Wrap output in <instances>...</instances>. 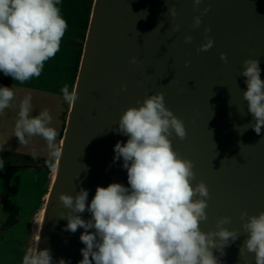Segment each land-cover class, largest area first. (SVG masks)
<instances>
[{
	"label": "water",
	"instance_id": "water-1",
	"mask_svg": "<svg viewBox=\"0 0 264 264\" xmlns=\"http://www.w3.org/2000/svg\"><path fill=\"white\" fill-rule=\"evenodd\" d=\"M209 5L202 25L193 28L194 17L200 15L193 0H94L77 74V100L66 120L35 255L48 250L53 264L83 259L84 229L65 230L68 221L60 217L69 210L59 195L75 196L83 188L89 191L90 205L98 186L127 187V170L122 158L114 162V147L128 137L115 131L116 123L128 108L139 106L137 101L163 92L166 107L187 132L183 140L173 132V149L194 163L193 185L203 181L210 191L201 229L216 231L217 221L231 216L225 227L241 233L223 252L213 248L214 256L219 264H256L254 253L240 252L246 239L240 215L264 211V129L259 135L246 129L253 117L243 98L246 78L240 73L245 59H259L264 80V0H204L201 10ZM172 7L174 18L168 12ZM175 24L179 31L172 30ZM208 27L214 46L197 52ZM187 35L192 43H184ZM221 53L227 54V63ZM133 57L139 62L133 64ZM186 61L191 62L187 67ZM81 215L85 220L91 216L87 211Z\"/></svg>",
	"mask_w": 264,
	"mask_h": 264
},
{
	"label": "clouds",
	"instance_id": "clouds-1",
	"mask_svg": "<svg viewBox=\"0 0 264 264\" xmlns=\"http://www.w3.org/2000/svg\"><path fill=\"white\" fill-rule=\"evenodd\" d=\"M203 2L193 0L194 11L200 13L194 17L193 28H199L202 16L210 11V5L201 10ZM59 4L60 0H0V72L21 84L41 75L45 62L60 51L68 27ZM168 12L173 18L177 15L175 7ZM172 30L179 31L180 25L175 24ZM210 32L211 27L205 29L206 42L197 47V52L214 46V39L207 35ZM192 41L191 35L185 36L184 43ZM220 59L227 63V54L221 53ZM131 62L139 61L133 57ZM190 63L186 61L185 66ZM240 76L246 78L243 98L254 121L246 124L250 125L246 129L252 128L259 135L264 129V80L259 59H245ZM61 92L69 105L76 102L75 88L70 92L64 85ZM14 95L12 87H0V111L9 107ZM137 104L120 116L115 129L128 137L126 143L118 142L114 147V162L123 159L128 186H98L90 205L89 191L83 188L75 196L59 195V202L69 210L60 217L68 221L65 230L75 233L84 229L80 241L85 247L79 264H219L212 249L223 252L241 233L225 227L232 223L231 216L220 218L216 231L201 229V222L207 220L209 188L203 181L193 185L194 163L182 158L170 139L173 132L181 140L186 138L184 122L166 107L163 92ZM30 112L29 96L20 105L17 139L26 144V136L44 138L51 157L58 161L61 151L55 144L56 130L48 126L52 120L49 111L36 116H30ZM49 167L55 171L56 163L50 161ZM85 211L91 214L88 220L82 218ZM240 220L246 234L240 252L246 249L255 254L256 264H264V211L250 217L242 212ZM23 264L53 262L50 252L43 250L39 255H25Z\"/></svg>",
	"mask_w": 264,
	"mask_h": 264
},
{
	"label": "crops",
	"instance_id": "crops-1",
	"mask_svg": "<svg viewBox=\"0 0 264 264\" xmlns=\"http://www.w3.org/2000/svg\"><path fill=\"white\" fill-rule=\"evenodd\" d=\"M93 4L94 0H60V4L58 5L60 8V14L66 20L68 27L61 41L60 51L54 58L45 62L43 71L39 77H33L34 86L32 90L37 92L38 96L47 94L50 96L49 98L57 101L60 100V97L63 98L61 88L64 85H68L70 92L75 88L77 80L76 72L83 51L81 44L84 45L86 40L92 16ZM10 78L7 79L6 76L0 72V84L3 86L18 88L23 86L20 82L14 81L12 77ZM48 85H54V90L47 88ZM16 92L19 93L18 91ZM70 107L71 105L67 104V108L64 109V106L62 105L60 112H58L63 115V126L59 133H62L65 129ZM45 110H48L49 114L56 113V106L48 107V109L46 108ZM15 111L16 109L10 106L3 111H0V122H3L0 124V130L2 129V126L5 125L6 127L9 121L10 123L11 121L15 124L17 123L18 112ZM41 111H43L42 106ZM10 123V130L6 133L8 137L15 135L14 131L11 130ZM59 133H57V135ZM55 140L57 142L56 146L61 150L62 141L57 138ZM2 143L3 142H0V164L3 165L0 167V228L9 217V211L3 204V197L7 188V175L10 167L49 165L50 161L55 162L57 165L59 161H56L51 157L50 149L49 152L45 154H27L23 153L21 150H9L3 148ZM45 146L48 147L47 144ZM46 174L47 173L39 174L30 169L16 172L10 189L8 190L10 201L23 210V207L18 203L17 185L19 184L20 187L25 189V191H22L21 193L24 195L22 199L30 202V204H34L32 205L33 209L36 208L40 201L46 198V194L41 196L43 193L42 189L46 184ZM36 183H39V185L36 186ZM29 190L31 191L30 193L28 192ZM26 212L27 210H25V213ZM23 217L21 216L17 225L11 226L7 229L1 228L2 230H0V264H23V259L26 255V241L24 236L27 232L28 226L27 220H24ZM36 242L35 239V250ZM33 255H35L34 251Z\"/></svg>",
	"mask_w": 264,
	"mask_h": 264
},
{
	"label": "rangeland",
	"instance_id": "rangeland-1",
	"mask_svg": "<svg viewBox=\"0 0 264 264\" xmlns=\"http://www.w3.org/2000/svg\"><path fill=\"white\" fill-rule=\"evenodd\" d=\"M6 78H10L8 76H6ZM11 80V78H10ZM39 80V79H37ZM12 81V80H11ZM12 84V83H11ZM23 86H21V88L18 87H12L15 95H14V99L10 102V107H14V109H16L15 112L20 111V105L21 102L26 98V97H31V112H30V116H36L41 112V106H42V110H45L46 108L48 109V107H52V106H56V113H52L50 114L52 117L51 123L48 125L49 127H52L56 130L57 133H59L62 130V126H63V115L62 113H58L60 112L62 105L64 106V109L67 108V102L60 97V100H52L51 98H49L50 96L47 94H42L40 96H38L37 92H34L33 86H34V79L32 78L29 81H26L22 84ZM0 87H3L2 84H0ZM47 88H50L51 90H54V85H48ZM16 91H18L19 93H17ZM3 122H0V124H2ZM10 123V121H9ZM9 123L4 126H2V129L0 130V142L2 143L3 148H7L9 150H21L23 153H27V154H36V153H40V154H45L49 152V148L47 146H45L47 144V141L40 137V136H32V137H27L26 136V140L27 143L26 144H21L19 142V140L17 139L16 135L8 137L6 133L9 132L10 127H9ZM11 126V130L14 131L15 133V127L16 124L13 123L11 121L10 123ZM4 135V136H3ZM56 140H55V144H56ZM48 145V144H47ZM15 148V149H12ZM25 166V165H24ZM53 172L48 173L45 175L46 178V184L44 186V188L42 189L43 193L41 194V196L45 195L47 196L48 191L50 189V185L51 182L53 180ZM22 191H25V189H23L21 187V189L19 188V186L17 187V196L18 194H20V197L18 196V203L23 207V213H22V217L24 218V220H27V217H25V210L29 211L28 214H34L32 219H31V233L30 236L28 238H25L26 241V255L27 254H32L33 255V251L35 252V243L34 240L37 237V232H39L40 230V226H41V222H42V213L44 211V207H45V199H42L40 202V206L39 204L37 205L36 212L35 210L32 208V205L34 204H30V202L24 201L22 199V197L24 195H22ZM39 206V208H38ZM42 215V216H41Z\"/></svg>",
	"mask_w": 264,
	"mask_h": 264
},
{
	"label": "flooded vegetation",
	"instance_id": "flooded-vegetation-1",
	"mask_svg": "<svg viewBox=\"0 0 264 264\" xmlns=\"http://www.w3.org/2000/svg\"><path fill=\"white\" fill-rule=\"evenodd\" d=\"M58 165V164H57ZM56 165V166H57ZM16 166H13V167H10V169L11 168H15ZM17 167H31V168H23V169H18V170H16V171H14L13 172V174H12V177H10L9 176V174L7 175V183H6V185H7V188H6V191L7 190H9L10 189V186H11V183H12V180H13V178H14V175H15V173L16 172H20L21 170H25V169H30V170H32V171H35V172H37V173H39V174H41V173H51V172H53V176H54V171H52L51 169H50V167H49V165H38V166H30V165H25V166H17ZM9 169V173H10V170ZM39 181V180H38ZM52 183V182H51ZM9 184V185H8ZM39 185V183H36V186H38ZM17 186H19V184L17 185ZM51 186V185H50ZM19 188L21 189V187L19 186ZM43 188V187H42ZM30 190H31V188H30ZM28 191L29 193L31 192V191ZM50 190V189H49ZM6 191H5V193H6ZM10 192V191H9ZM49 192V191H48ZM10 194V193H9ZM48 195V194H47ZM18 196L20 197V194H18ZM46 199H47V196H46V198H45V203H46ZM41 202V201H40ZM17 206V205H16ZM39 206H40V203H39ZM39 206H38V208H39ZM18 207V206H17ZM19 208V215H18V222L16 223V225L19 223V221H20V219H21V216H22V213H23V211L21 210V208L20 207H18ZM36 208H34V210H35ZM36 210H38V209H36ZM36 210H35V212H36ZM29 213V211H27L24 215H25V217H27V222H28V226H27V232L25 233V236H24V238H28L29 236H30V233H31V224H30V222H31V219H32V217H33V215L34 214H28Z\"/></svg>",
	"mask_w": 264,
	"mask_h": 264
},
{
	"label": "trees",
	"instance_id": "trees-1",
	"mask_svg": "<svg viewBox=\"0 0 264 264\" xmlns=\"http://www.w3.org/2000/svg\"><path fill=\"white\" fill-rule=\"evenodd\" d=\"M81 46H82V50H83L84 45L81 44ZM79 65H80V61H79L77 72H76L77 74H78ZM63 133H64V131L62 133H59L56 136V138L62 141ZM23 168H31V167H15V168H11L10 169L11 171L8 174H9L10 177H12V174H13L14 171H16L18 169H23ZM3 204L7 208V210L9 211V217H8L7 221L1 226V228L2 229H7V228H9L11 226L16 225V223L18 222L19 208L10 201L9 196H8V190L4 194ZM1 228H0V230H2Z\"/></svg>",
	"mask_w": 264,
	"mask_h": 264
},
{
	"label": "bare ground",
	"instance_id": "bare-ground-1",
	"mask_svg": "<svg viewBox=\"0 0 264 264\" xmlns=\"http://www.w3.org/2000/svg\"><path fill=\"white\" fill-rule=\"evenodd\" d=\"M42 215H43V213H42ZM42 215H41V216H42ZM38 238H39V232H37L36 241H38Z\"/></svg>",
	"mask_w": 264,
	"mask_h": 264
}]
</instances>
